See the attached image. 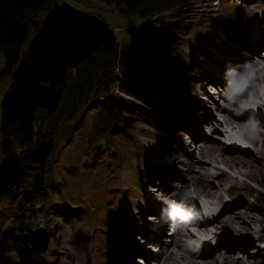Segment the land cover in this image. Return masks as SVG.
Here are the masks:
<instances>
[{
    "label": "rangeland",
    "instance_id": "374dc122",
    "mask_svg": "<svg viewBox=\"0 0 264 264\" xmlns=\"http://www.w3.org/2000/svg\"><path fill=\"white\" fill-rule=\"evenodd\" d=\"M150 1L164 3L161 6L163 11L160 12L164 20L168 18V11L182 9L180 14L186 15V21L190 23L191 32L181 48L183 53H178L181 58L177 61L178 70L190 66L188 60L192 58V50L188 45H202L204 43L200 40L219 36L220 39L222 37L226 39L227 46L234 34L238 38L239 33L243 32L242 28L249 23V19L255 15L256 11L261 12L258 16L264 15V0H261L258 8H255L256 1L260 0H224L221 6L212 0ZM73 3L103 16L109 26L115 30L119 43L122 45L131 40L135 26L143 19L139 13L128 10L123 3L106 0H74ZM69 7V0H50L44 5L34 19L29 40L24 47V56L40 30L48 25L52 13L57 9L67 10ZM217 9L219 13L227 11V22L223 21V15L220 19L215 17ZM229 23L232 28L219 34L221 27H227ZM232 41L234 45L239 46V42ZM232 48H234L233 45ZM147 70L156 79L165 80L167 77L165 73L162 74L154 69L152 64H148ZM257 77L259 81L264 82V71L256 72V79ZM15 78L9 75L0 79V101L1 96L10 89ZM256 79L255 82H257ZM172 86L168 84L169 92L171 94L174 92V98L179 99L178 90L181 87L176 84ZM176 86L177 92L173 91ZM117 87L115 83L113 87L115 92H119ZM213 96L216 97L215 94ZM102 98L98 96L91 100L74 119L62 122L58 126L59 138L56 139L50 175L46 183L47 194L42 197L34 196L27 187H24L23 196L28 197L26 200L29 203L27 210H25L27 205L24 206L25 208L14 210L9 203L0 201V220L2 221L0 228L2 231L5 226L9 229L7 232L11 234L10 241L3 238L0 240L1 264H24L25 257L30 259L28 264H107L106 248L116 245L135 246L136 239L133 231L120 226L118 215L119 209L128 207V198L133 196L128 191L132 176L129 175L127 178V174L133 172L134 168L142 163L141 154L146 149L141 139L143 137L139 135V131L142 130V116L139 112H135L133 123L131 122L127 127L126 125L106 126L98 122L95 117L98 110L102 108ZM224 101L231 108L232 103ZM208 110L213 112L210 107ZM223 115L228 114L223 113ZM220 124L222 126L221 122ZM260 128L264 130V126ZM205 149H208L209 153L201 156V149L195 147V154L201 158L207 157L205 159L208 160L214 156L224 160L226 164L233 166L232 173L228 171V175L233 174L240 183L229 190V193L234 196L229 200L224 189L230 181L227 180V176L225 178L217 176L218 170H212L209 163L206 166L195 163L191 166L194 168L195 187L197 189L200 187L198 183L202 186L206 185L203 187L205 192H212L214 198L224 197L229 204L244 201L240 208L223 214L222 226L217 228L218 231L221 228L234 230L240 228L242 232L256 235L258 228L264 227V211L261 210L262 206L255 196H252L253 192L264 188V133L258 136L254 148L248 152L223 148L221 144L218 146L211 144V147ZM6 152L7 150L2 147L0 156ZM189 184L191 185L190 181ZM185 188L187 185L183 189ZM178 238L186 239L183 232L177 236L176 240H179ZM245 245H240L243 246L241 248L245 255L238 250L239 248L236 249V246L227 245L225 250L217 251L209 258H198L190 254L188 255L190 258H187L198 264H215L217 261L215 257H221L224 252L230 255L232 261L223 264L264 262V248L253 243L252 246L250 243ZM172 248L177 252L176 247ZM180 251L184 252L183 249ZM176 252L175 256L165 259L162 264L178 263Z\"/></svg>",
    "mask_w": 264,
    "mask_h": 264
},
{
    "label": "trees",
    "instance_id": "16d2710c",
    "mask_svg": "<svg viewBox=\"0 0 264 264\" xmlns=\"http://www.w3.org/2000/svg\"><path fill=\"white\" fill-rule=\"evenodd\" d=\"M106 1L123 3L142 16L128 43H119L115 30L98 13L57 9L24 56L34 19L50 0H0V79L16 77L0 101V149L7 150L0 156V201L14 210L26 205L28 209L24 187L34 196L47 194L60 123L74 119L102 95L96 120L127 127L135 112L150 114L133 98L149 102L146 78H155L148 64L168 71L179 67L178 53H183V42L191 32L182 9L168 11L164 20L162 2ZM115 83L133 97L115 92ZM253 193L264 211V188ZM23 214L24 210L21 221ZM3 228L0 240L10 241L9 229ZM29 262L25 257L24 264Z\"/></svg>",
    "mask_w": 264,
    "mask_h": 264
},
{
    "label": "bare ground",
    "instance_id": "6f19581e",
    "mask_svg": "<svg viewBox=\"0 0 264 264\" xmlns=\"http://www.w3.org/2000/svg\"><path fill=\"white\" fill-rule=\"evenodd\" d=\"M74 1V0H73ZM73 9V8H72ZM73 10H76V11H82V12H85L84 10H78V9H73ZM242 35H244V34H242V33H239V36H238V38H236L235 37V34L232 36L233 38L230 40V42H229V44H227V46H224V49L226 50V51H228V52H232V53H234V52H236L237 50L236 49H238L239 47L238 46H236V45H234L232 42V40H234V42L236 41V42H240L241 41V37L240 36H242ZM231 44V45H230ZM232 45L234 46V48H232ZM230 46V47H229ZM229 48V49H228ZM245 61H252V59L251 58H244L243 59V61H242V63H244ZM254 72H255V69L253 70ZM257 79H258V77H257ZM223 85L224 86H226V87H228V81L227 80H223ZM253 83H255V81L253 82ZM258 85H260V82H256ZM196 86L198 87L199 86V84L198 83H196ZM244 95H246V93L244 92L243 94H242V96H244ZM261 95L262 96H264V86H263V89H262V91H261ZM209 97V99H211L210 97L211 96H208ZM220 97H221V95H220ZM238 98H240V96H238ZM214 99V98H213ZM225 100H227L229 103H233L229 98H224ZM205 103H206V100H203V101H199V102H197V104L198 105H200V111H198L197 112V114L198 115H195L196 117H194V116H192V117H190V124L192 123V125H196L197 124V122H198V119L200 118V117H202V119L205 121V122H208V123H214V122H216V123H218V119L217 118H215V116L209 111L208 112V109L205 107ZM217 106H218V109H220L222 112H228V115H229V118H227V120L228 121H233V120H236V119H240L238 116H236V115H234V113H233V111L232 110H230V108H228V107H226L225 105H223V104H220V103H218L217 104ZM193 112V111H192ZM191 112V113H192ZM231 113V114H230ZM255 114H261L260 112H258L257 111V113H255ZM233 118V120H231ZM257 118H258V120H257V122H258V124L260 125V126H264V118L261 116V115H257ZM243 121H244V124H247V119H243ZM215 132L214 133H218V131L220 130L217 126L215 127ZM195 136L196 137H199V136H201V137H204L206 140H207V142H206V144L203 146V147H201V156H203L204 154H208L209 153V151H208V149H205L206 147H211V144H215V146H218V144H219V142L216 140V139H214V137H211V138H208L207 139V134H205V132L203 131V130H196V132H195ZM171 140H172V136L171 135H169V137L167 138V140L165 141V142H163L160 146H159V148H158V152L159 153H161V154H164V153H168L169 152V149H170V146H171ZM220 145V144H219ZM196 150H194V152H189L188 154H187V160H185L184 159V163L187 165V168H189L190 170L187 172V175H192V180H193V183L195 182V174H193V172H194V168L193 167H191L193 164H195V163H198V164H202L203 166H206L208 163H210V161L208 160V159H205V158H207V157H198L196 154ZM212 156V155H211ZM164 157L166 158V159H164L165 160V162L166 163H168L169 165H171L172 164V158L170 159V158H168V156L167 155H164ZM179 159V158H178ZM180 159H182V158H180ZM213 160H216L217 159V157L216 156H214L213 158H212ZM174 160V159H173ZM172 172V171H171ZM171 172H163V176H164V179H165V177L167 176V174L168 173H171ZM192 172V173H191ZM174 173L177 175V176H180V179L178 180L179 181V183L181 184V187H182V185L183 184H185V182H187L188 181V179L186 178V176H183L180 172H175L174 171ZM172 178H174V174H173V177ZM164 179H161L160 178V180H161V182L163 183L161 186H159V188H158V190H164V191H166V192H168L167 190L169 189V187L167 186V183H166V181H164ZM198 186H202V184H200V183H198ZM204 186V185H203ZM182 191H180V192H176V193H174V195L175 196H177V197H180V193H181ZM206 193H211V192H207L206 191ZM167 194V193H166ZM167 196H168V194H167ZM172 196H173V194H172ZM172 196H168V197H172ZM243 202V203H242ZM242 204H244V201L243 200H241V202H238V203H234L233 205H229V204H227V205H229L228 207H227V209H226V212H228L229 210H233V209H237V208H240V206H242ZM166 208H167V206L164 208V211L166 210ZM225 212V213H226ZM224 213V214H225ZM222 217H223V215L220 217V218H218V219H216V220H214L213 222H212V225H215L216 227H221L222 225H221V220H222ZM197 226H199V224H196V223H190V226L189 227H187L185 230H184V232H183V234H185V236H186V240H185V242H179V243H177L175 240H174V238H172V242H171V244L169 245V249L171 248V247H173V246H175V245H177V246H179L180 248H178V249H183L184 250V252H181L180 250H179V252L177 251L176 252V254H178L177 256H178V258H176L177 260H178V263L176 262L175 264H198V263H196V261L194 262V261H191L190 259H188V258H190V257H188V255L190 254V255H195V256H197L198 258H209V257H211V255H214V253H216V252H214V251H203V252H201L199 255H197V254H195V252H194V250H192L191 248H190V245H191V243L194 241V239H197V237H198V235L199 234H201V231H199L198 229H196L197 228ZM224 227V226H223ZM247 243H250L251 244V246H252V241H249V242H247ZM247 243H246V245H247ZM227 245H233V246H236V249L237 248H239L238 250H240L241 252H243V250H242V248L241 247H243V246H238V244H234V243H232L231 241H229V240H224V241H222V239L216 244V246L215 247H217V246H221V248L218 250V251H223V250H225V246H227ZM245 245V246H246ZM168 246V245H167ZM214 247V248H215ZM168 250V249H167ZM236 251V250H235ZM175 252H174V250H171L170 251V253L168 254V256L165 258V259H170L171 257H173V256H175V254H174ZM243 254H244V252H243ZM245 255V254H244ZM235 256H237V255H235ZM164 257H165V253L163 252L160 256H159V261H158V264H161V261L160 260H162V261H164L165 259H164ZM188 257V258H187ZM215 259H217V261H216V263L215 264H223V263H228V262H230V261H232V259H231V257H230V255L229 254H225L224 252L221 254V257H219V258H217V257H215ZM105 261V260H104ZM104 263V262H103ZM155 263H156V261H155ZM157 264V263H156Z\"/></svg>",
    "mask_w": 264,
    "mask_h": 264
},
{
    "label": "clouds",
    "instance_id": "9594fccd",
    "mask_svg": "<svg viewBox=\"0 0 264 264\" xmlns=\"http://www.w3.org/2000/svg\"><path fill=\"white\" fill-rule=\"evenodd\" d=\"M254 69L256 70L255 72L253 71ZM260 71H264V61H245L237 67L226 68L225 76L228 81V91L233 93L229 99L235 102L238 96L248 91V89L253 86V82L256 79V72ZM240 108L241 111L237 112V115L243 114L244 110L251 109V115L247 123L255 129L256 135L258 136L261 129L258 122L255 120V113L259 108H264V100L253 99L252 103L242 104ZM190 201V189H185L184 192L180 194L179 199L166 201L167 208L164 211V215L171 224L175 225L180 230H183L184 227L199 217L195 205L190 203Z\"/></svg>",
    "mask_w": 264,
    "mask_h": 264
},
{
    "label": "built area",
    "instance_id": "2783aa9c",
    "mask_svg": "<svg viewBox=\"0 0 264 264\" xmlns=\"http://www.w3.org/2000/svg\"><path fill=\"white\" fill-rule=\"evenodd\" d=\"M70 6L73 9H78V10H82L81 8H79L78 6H76L75 4H73V0H69Z\"/></svg>",
    "mask_w": 264,
    "mask_h": 264
}]
</instances>
